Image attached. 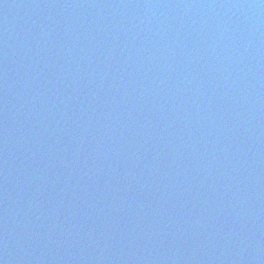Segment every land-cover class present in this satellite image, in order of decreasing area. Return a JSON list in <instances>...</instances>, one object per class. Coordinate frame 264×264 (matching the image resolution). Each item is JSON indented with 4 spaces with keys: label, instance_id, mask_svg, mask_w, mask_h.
I'll use <instances>...</instances> for the list:
<instances>
[{
    "label": "water",
    "instance_id": "water-1",
    "mask_svg": "<svg viewBox=\"0 0 264 264\" xmlns=\"http://www.w3.org/2000/svg\"><path fill=\"white\" fill-rule=\"evenodd\" d=\"M0 264H264V0H0Z\"/></svg>",
    "mask_w": 264,
    "mask_h": 264
}]
</instances>
